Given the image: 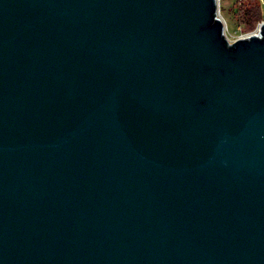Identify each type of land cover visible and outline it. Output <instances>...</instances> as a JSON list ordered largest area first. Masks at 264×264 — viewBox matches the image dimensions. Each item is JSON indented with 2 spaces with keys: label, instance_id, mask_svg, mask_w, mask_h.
Segmentation results:
<instances>
[{
  "label": "water",
  "instance_id": "water-1",
  "mask_svg": "<svg viewBox=\"0 0 264 264\" xmlns=\"http://www.w3.org/2000/svg\"><path fill=\"white\" fill-rule=\"evenodd\" d=\"M214 0H0V264H264V22Z\"/></svg>",
  "mask_w": 264,
  "mask_h": 264
},
{
  "label": "trees",
  "instance_id": "trees-1",
  "mask_svg": "<svg viewBox=\"0 0 264 264\" xmlns=\"http://www.w3.org/2000/svg\"><path fill=\"white\" fill-rule=\"evenodd\" d=\"M233 8L237 10L245 32L255 29L258 22L264 19L260 0H235Z\"/></svg>",
  "mask_w": 264,
  "mask_h": 264
},
{
  "label": "built area",
  "instance_id": "built-area-1",
  "mask_svg": "<svg viewBox=\"0 0 264 264\" xmlns=\"http://www.w3.org/2000/svg\"><path fill=\"white\" fill-rule=\"evenodd\" d=\"M214 3H215L214 16L216 19L222 22V34L230 44L234 43L239 38H249L252 34H258L261 36V31H262L261 27L264 22V19L259 21L256 28L251 31H246V32L243 31L242 25H240L239 28L241 31V35L238 38L233 39L228 19L224 13L223 0H214Z\"/></svg>",
  "mask_w": 264,
  "mask_h": 264
},
{
  "label": "rangeland",
  "instance_id": "rangeland-1",
  "mask_svg": "<svg viewBox=\"0 0 264 264\" xmlns=\"http://www.w3.org/2000/svg\"><path fill=\"white\" fill-rule=\"evenodd\" d=\"M261 2V8L264 13V0H260ZM235 3V0H223L224 4V13L228 19L231 33H232V38L236 39L241 35V31L239 26L241 25L242 21L237 14V10H233V5Z\"/></svg>",
  "mask_w": 264,
  "mask_h": 264
}]
</instances>
